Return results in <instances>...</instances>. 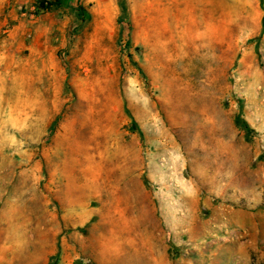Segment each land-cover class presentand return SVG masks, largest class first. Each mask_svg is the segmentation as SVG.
<instances>
[{
  "label": "rangeland",
  "instance_id": "374dc122",
  "mask_svg": "<svg viewBox=\"0 0 264 264\" xmlns=\"http://www.w3.org/2000/svg\"><path fill=\"white\" fill-rule=\"evenodd\" d=\"M61 2L0 0V264H264V0Z\"/></svg>",
  "mask_w": 264,
  "mask_h": 264
},
{
  "label": "trees",
  "instance_id": "16d2710c",
  "mask_svg": "<svg viewBox=\"0 0 264 264\" xmlns=\"http://www.w3.org/2000/svg\"><path fill=\"white\" fill-rule=\"evenodd\" d=\"M61 3H62L61 0H55V5H61ZM48 5H50L48 1H43L42 3L39 4V6L42 8H44L45 6H48ZM236 123L238 125L244 126V128L246 127L244 122H242L239 118L236 119Z\"/></svg>",
  "mask_w": 264,
  "mask_h": 264
}]
</instances>
